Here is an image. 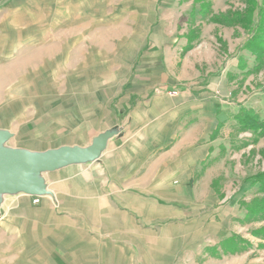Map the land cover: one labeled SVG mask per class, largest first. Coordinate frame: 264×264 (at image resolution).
I'll list each match as a JSON object with an SVG mask.
<instances>
[{
  "label": "rangeland",
  "instance_id": "rangeland-1",
  "mask_svg": "<svg viewBox=\"0 0 264 264\" xmlns=\"http://www.w3.org/2000/svg\"><path fill=\"white\" fill-rule=\"evenodd\" d=\"M204 4L216 15L246 7L242 0H0V130L11 134V147L46 151L86 147L116 129L102 158L110 143L127 136L136 117L146 121L145 109L161 105L148 96L152 90L180 100L182 108H196L183 122L206 120L198 132L222 121L214 141L219 148L214 174L226 196L218 197L227 205L238 202L240 215L229 219L227 229L249 243L240 240L246 248L235 252L225 251L223 241L205 250L208 236L198 234L194 248L161 262L264 264V236L254 233L264 227V219L240 221L246 212L241 202L260 195L246 178L264 170V133L240 130L234 117L244 105L264 119V67L254 70L256 58L244 49L249 30L214 21L212 15H192ZM241 57L244 69L236 66ZM133 91L139 97L129 99ZM75 165L82 164L52 172ZM49 172L44 173L46 182ZM22 194L6 195L1 207L2 214L6 203L27 206L13 212L23 226L20 234L57 241L83 233L38 208L53 194ZM35 197L41 201L34 203ZM62 213L57 209L58 216ZM13 229L3 228L0 234Z\"/></svg>",
  "mask_w": 264,
  "mask_h": 264
},
{
  "label": "crops",
  "instance_id": "crops-1",
  "mask_svg": "<svg viewBox=\"0 0 264 264\" xmlns=\"http://www.w3.org/2000/svg\"><path fill=\"white\" fill-rule=\"evenodd\" d=\"M148 96L161 105L145 109L143 123L136 117L127 136L110 143L101 161L47 173L53 196L43 198L38 208L83 233L57 241L20 234L23 226L13 212L26 205L6 203L0 232L15 229L0 234V264H162L161 259H176L182 250L194 248L198 234L208 236L205 250L237 235L227 227L229 219L240 215V206L218 197L225 198L226 192L214 174L219 149L214 141L221 130L217 136L214 132L222 121L198 132L206 120L199 125L194 119L183 122L196 108H182L180 100H168L154 90ZM136 97L135 91L128 96ZM57 209L63 211L59 216ZM154 227L161 229H149Z\"/></svg>",
  "mask_w": 264,
  "mask_h": 264
},
{
  "label": "water",
  "instance_id": "water-1",
  "mask_svg": "<svg viewBox=\"0 0 264 264\" xmlns=\"http://www.w3.org/2000/svg\"><path fill=\"white\" fill-rule=\"evenodd\" d=\"M108 130L95 137L89 146H63L46 151L14 148L7 144L11 134L0 130V216L6 195L24 193L31 196L53 194L44 173L72 164L94 162L101 158L109 139L116 134Z\"/></svg>",
  "mask_w": 264,
  "mask_h": 264
},
{
  "label": "trees",
  "instance_id": "trees-1",
  "mask_svg": "<svg viewBox=\"0 0 264 264\" xmlns=\"http://www.w3.org/2000/svg\"><path fill=\"white\" fill-rule=\"evenodd\" d=\"M201 1V0H199ZM246 7L244 10H230L228 13L216 15L211 10V5L204 4L200 7L199 14L202 16L212 15L211 19L214 21L222 22L227 25H241L251 33V37L244 44V49L249 50L256 58V65L254 70H260L264 67V0H242ZM192 15L196 17V8L193 9ZM191 45H188L190 48ZM241 68L247 66L243 57L240 58ZM238 122V126L242 131H252L254 134L264 133V119L254 108H248L241 105L238 112L234 116ZM214 132L217 136L221 126ZM252 185L258 186L259 194L250 201H242V206L246 210L245 222H252L264 219V170L259 171L254 175L246 178ZM254 233L264 236V227L254 230ZM246 241L239 235H234L222 242L225 251H240L246 247L241 246L239 241ZM249 243V242H248Z\"/></svg>",
  "mask_w": 264,
  "mask_h": 264
},
{
  "label": "built area",
  "instance_id": "built-area-1",
  "mask_svg": "<svg viewBox=\"0 0 264 264\" xmlns=\"http://www.w3.org/2000/svg\"><path fill=\"white\" fill-rule=\"evenodd\" d=\"M33 200H34V203H39L41 201V198L40 197H35Z\"/></svg>",
  "mask_w": 264,
  "mask_h": 264
}]
</instances>
